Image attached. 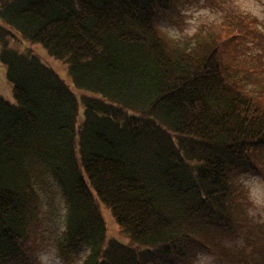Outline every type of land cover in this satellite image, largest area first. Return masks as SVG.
<instances>
[{
    "label": "trees",
    "instance_id": "1",
    "mask_svg": "<svg viewBox=\"0 0 264 264\" xmlns=\"http://www.w3.org/2000/svg\"><path fill=\"white\" fill-rule=\"evenodd\" d=\"M173 1L0 0L14 96L0 94V264L36 263L38 184L48 177L66 203L55 239L65 260L176 264L210 249L208 225L240 233L247 200L235 174L259 166L264 93L233 75V59L249 37L264 68V33L247 16L225 34L171 37L157 16L171 14ZM16 30L68 65L83 92L81 119L59 74L10 46ZM103 206L130 242L109 235ZM251 232L235 264H264V221Z\"/></svg>",
    "mask_w": 264,
    "mask_h": 264
},
{
    "label": "rangeland",
    "instance_id": "2",
    "mask_svg": "<svg viewBox=\"0 0 264 264\" xmlns=\"http://www.w3.org/2000/svg\"><path fill=\"white\" fill-rule=\"evenodd\" d=\"M171 8V14L162 12L157 16V24L162 31L177 39H191L197 33L203 36L225 34L247 16L256 18L257 29L264 33V0H175ZM16 33L10 40V46L19 51L25 48L33 51L59 74L78 98V116L81 119L84 111V103L81 100L83 92L73 83L65 61L51 56L41 44L28 41L19 31ZM2 49L0 41V94L8 101L14 102L13 85L7 75V65L1 59ZM259 50H262V47L255 45L254 41L247 37L236 46V56L233 59L236 65L233 75L258 95L264 93V68H257L255 63V54ZM252 156L256 157L258 168L252 171L245 164L238 168L235 174L241 195L247 200L243 204L245 216L242 219L245 224L240 233L208 225L206 232L202 231L201 237L211 245L210 249L198 248L193 256L185 261L179 260L176 264H235L233 256L236 253L241 255L242 252H250L247 242L248 237L253 236L252 221H264V146L257 148ZM38 188L41 200L36 226L35 264H82L84 254L73 255L70 260H65L56 245L55 239L66 225V203L57 181L52 177L42 178ZM103 211L109 235L126 238L130 242L111 210L103 206ZM157 264L174 263L167 258H160Z\"/></svg>",
    "mask_w": 264,
    "mask_h": 264
}]
</instances>
